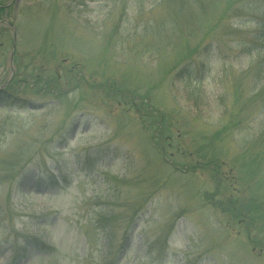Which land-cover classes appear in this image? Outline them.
<instances>
[{
	"label": "rangeland",
	"instance_id": "rangeland-1",
	"mask_svg": "<svg viewBox=\"0 0 264 264\" xmlns=\"http://www.w3.org/2000/svg\"><path fill=\"white\" fill-rule=\"evenodd\" d=\"M0 87V264H264V0H0Z\"/></svg>",
	"mask_w": 264,
	"mask_h": 264
},
{
	"label": "trees",
	"instance_id": "trees-1",
	"mask_svg": "<svg viewBox=\"0 0 264 264\" xmlns=\"http://www.w3.org/2000/svg\"><path fill=\"white\" fill-rule=\"evenodd\" d=\"M163 1V0H162ZM194 2L196 3L197 2V0H194ZM187 3V2H186ZM189 17V19L190 20H192L193 18H195V11H193L191 14H190V16H188ZM152 119H150V121H151ZM148 121V120H147ZM152 123H153V125L156 123V121H154V122H150L148 125H152ZM230 202H232L231 200H230ZM228 210H230L231 211V213L234 215V213H235V210H236V205H235V207L234 208H228ZM224 211H226V209H224ZM245 210L244 209H240V215L244 212ZM257 211V210H256ZM248 212H250L249 210H248ZM237 216H239V215H237ZM236 217V216H235Z\"/></svg>",
	"mask_w": 264,
	"mask_h": 264
},
{
	"label": "flooded vegetation",
	"instance_id": "flooded-vegetation-1",
	"mask_svg": "<svg viewBox=\"0 0 264 264\" xmlns=\"http://www.w3.org/2000/svg\"><path fill=\"white\" fill-rule=\"evenodd\" d=\"M6 91L4 90V88L3 87H1V89H0V96L2 95V93L4 94Z\"/></svg>",
	"mask_w": 264,
	"mask_h": 264
}]
</instances>
